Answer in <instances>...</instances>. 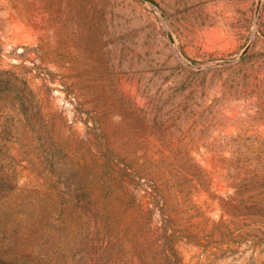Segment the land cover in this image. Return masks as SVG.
Listing matches in <instances>:
<instances>
[{
    "label": "rangeland",
    "instance_id": "obj_1",
    "mask_svg": "<svg viewBox=\"0 0 264 264\" xmlns=\"http://www.w3.org/2000/svg\"><path fill=\"white\" fill-rule=\"evenodd\" d=\"M155 1L0 0V264H88L99 178L133 264H264V0Z\"/></svg>",
    "mask_w": 264,
    "mask_h": 264
},
{
    "label": "trees",
    "instance_id": "obj_2",
    "mask_svg": "<svg viewBox=\"0 0 264 264\" xmlns=\"http://www.w3.org/2000/svg\"><path fill=\"white\" fill-rule=\"evenodd\" d=\"M27 85V82L24 81ZM37 125L42 131H46L50 127L49 114L45 109V106L42 103V100L38 97L37 93ZM60 140L58 133H51L48 137L49 144L54 146ZM83 164L74 166L73 172L79 170ZM100 164H96V173H99ZM62 172H68V169L61 167ZM103 180L96 179L94 183L87 185L83 189L84 202L86 208L84 210V219L87 225L86 231V245H87V259L88 264H133V261L130 259L133 247H128L124 251L118 247V230L113 222L116 218L114 215L115 206L114 203H108L104 199L103 194L101 193L103 187ZM115 183V180L112 183H109L112 187ZM46 188L49 195H51V208L50 209H60L65 211L73 208V195L64 190V185L60 183L52 182L48 183L46 181H41L37 183V191L42 188ZM154 192H157V186L155 183H151L149 186ZM59 198H64L63 201H59ZM56 204V206H54ZM59 206V207H58ZM160 211H163L162 207ZM49 212H52L51 210ZM55 221L58 220V217H54ZM163 245V244H162ZM135 250V249H133ZM123 252L127 258H123ZM171 256L178 257V252L172 246L171 247ZM129 257V258H128Z\"/></svg>",
    "mask_w": 264,
    "mask_h": 264
},
{
    "label": "water",
    "instance_id": "obj_3",
    "mask_svg": "<svg viewBox=\"0 0 264 264\" xmlns=\"http://www.w3.org/2000/svg\"><path fill=\"white\" fill-rule=\"evenodd\" d=\"M147 1H150V2L154 3L155 5H158L157 2H156L155 0H147ZM168 36H169L170 40L173 41V36L171 35L170 32L168 33ZM248 48H249V46H247V47L243 50L242 55L245 54V53L247 52Z\"/></svg>",
    "mask_w": 264,
    "mask_h": 264
}]
</instances>
